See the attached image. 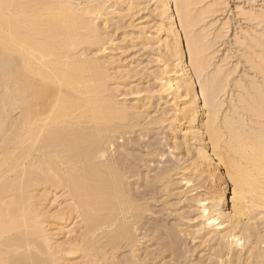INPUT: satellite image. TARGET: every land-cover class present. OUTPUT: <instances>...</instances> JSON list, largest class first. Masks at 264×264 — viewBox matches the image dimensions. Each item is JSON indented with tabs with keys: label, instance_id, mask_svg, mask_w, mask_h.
<instances>
[{
	"label": "bare ground",
	"instance_id": "6f19581e",
	"mask_svg": "<svg viewBox=\"0 0 264 264\" xmlns=\"http://www.w3.org/2000/svg\"><path fill=\"white\" fill-rule=\"evenodd\" d=\"M146 1L176 65L145 95H171L170 118L129 103L105 53L136 2L0 0V264H264V52L249 68L261 81L235 84L224 111L231 73L209 72L200 0ZM171 118L220 195L174 193L155 139Z\"/></svg>",
	"mask_w": 264,
	"mask_h": 264
},
{
	"label": "rangeland",
	"instance_id": "374dc122",
	"mask_svg": "<svg viewBox=\"0 0 264 264\" xmlns=\"http://www.w3.org/2000/svg\"><path fill=\"white\" fill-rule=\"evenodd\" d=\"M133 1L136 2L135 8L127 17H124L123 12L127 13L128 7L123 6L119 17L123 21H119L111 32L113 43H116L119 49L107 50L105 53L115 60L116 65L121 66V86L138 92L137 95L126 97L130 99L129 103L142 105V108L148 111V117L157 115V112L162 109H167V117L170 118L174 115V107L173 111L171 110V95L161 100L146 98L145 95L147 87L152 88V91L158 89L153 87L156 86L154 82L158 81V78H162L161 82H164L169 75H173L176 62L170 36L159 30L162 20L153 10L154 1L150 3L146 0ZM197 10L204 13L203 21L196 28V33H199L204 38L205 44L210 46L207 52L211 59L209 72L220 67L226 71L230 70L231 73L226 92L221 95L224 111H227L230 107V97L232 98V94L236 91L235 84L246 86V81L253 80V77H256L257 82L261 81L256 76L255 70L250 71L249 68L252 67L250 62L261 59L260 56L264 52L262 51L264 0H200L194 12L196 13ZM158 35L166 41L162 46L160 45L161 47L158 40L154 39ZM138 96L143 99L137 101ZM170 121V123L166 122L164 127L168 123L172 126L164 130L159 129V134L155 136V139L162 141L163 144L166 139L169 142L170 146L163 147V157H158L157 161L165 162L164 164L168 161L175 163L176 171L173 178L177 184L174 186V193L177 194L180 191L187 193L191 190L186 194L187 197L201 195V197L214 198L220 195L224 184L217 169L210 162H198L196 158L199 144L189 135L190 139L187 136L184 137V133L179 132L180 128L186 130V123L180 124L172 118ZM171 128H173L172 132H170ZM181 177L185 181H181ZM229 207L230 204H226L224 208L228 211Z\"/></svg>",
	"mask_w": 264,
	"mask_h": 264
}]
</instances>
